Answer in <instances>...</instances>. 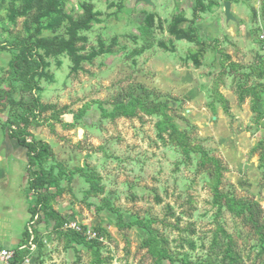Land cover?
<instances>
[{
  "label": "rangeland",
  "instance_id": "374dc122",
  "mask_svg": "<svg viewBox=\"0 0 264 264\" xmlns=\"http://www.w3.org/2000/svg\"><path fill=\"white\" fill-rule=\"evenodd\" d=\"M152 3L0 0V248L22 264H264V0ZM10 132L47 149L37 189Z\"/></svg>",
  "mask_w": 264,
  "mask_h": 264
},
{
  "label": "trees",
  "instance_id": "16d2710c",
  "mask_svg": "<svg viewBox=\"0 0 264 264\" xmlns=\"http://www.w3.org/2000/svg\"><path fill=\"white\" fill-rule=\"evenodd\" d=\"M19 54H18V60H17V68L20 70L23 67H27L30 69V72L28 74L32 75L41 70L42 64L37 58L34 50V45L31 43L28 44H22L19 48ZM264 64V63H263ZM29 75V76H30ZM263 110H264V89H263V100L260 102L258 106V116L262 125H264V122L262 121L263 118ZM9 137L11 139H15L18 144L25 148L27 151V171L29 176V185L31 189H37L36 183L42 184L41 181H39L37 178L39 176V173L37 171H34V162L35 159L39 157L40 153L47 152L46 147L40 146L37 142H29L26 137H24L22 134H15L10 132ZM38 180V181H37ZM38 203L42 202L43 195H39L37 197ZM24 241L21 243L24 246ZM16 257L14 264H22L24 260V255L21 250H15Z\"/></svg>",
  "mask_w": 264,
  "mask_h": 264
},
{
  "label": "built area",
  "instance_id": "2783aa9c",
  "mask_svg": "<svg viewBox=\"0 0 264 264\" xmlns=\"http://www.w3.org/2000/svg\"><path fill=\"white\" fill-rule=\"evenodd\" d=\"M260 39H261L262 51H263L262 61L264 63V33L261 34ZM262 121L264 122V110H263ZM68 228L78 233H83L89 239L98 238V234L94 229L89 228L85 231L82 229L80 222L70 223L68 225ZM15 257H16V252L14 249L0 248V264H14Z\"/></svg>",
  "mask_w": 264,
  "mask_h": 264
},
{
  "label": "crops",
  "instance_id": "0c3cea01",
  "mask_svg": "<svg viewBox=\"0 0 264 264\" xmlns=\"http://www.w3.org/2000/svg\"><path fill=\"white\" fill-rule=\"evenodd\" d=\"M9 139V142L10 141H13V142H15L14 144L16 145L15 147H17V148H15V149H2V151H4L5 152V150L8 152H6L7 153V155H8V160H6V162L8 161H11L12 160V158H10L11 156H15L16 158L18 157H21V156H24V157H26V161H27V151H26V149L25 148H23V147H21L19 144H18V142L15 140V139H11L10 137L8 138ZM1 148H4V147H1ZM20 150V151H19ZM21 152V153H20ZM17 158V159H18ZM13 160H14V158H13ZM12 160V161H13ZM6 164H9V163H6ZM8 249H10V248H8Z\"/></svg>",
  "mask_w": 264,
  "mask_h": 264
},
{
  "label": "water",
  "instance_id": "95a60500",
  "mask_svg": "<svg viewBox=\"0 0 264 264\" xmlns=\"http://www.w3.org/2000/svg\"><path fill=\"white\" fill-rule=\"evenodd\" d=\"M138 2H143L147 5L153 6L152 0H138ZM224 12H225V16H226L227 21L234 20V17L231 13V3L230 2H226L224 4Z\"/></svg>",
  "mask_w": 264,
  "mask_h": 264
}]
</instances>
